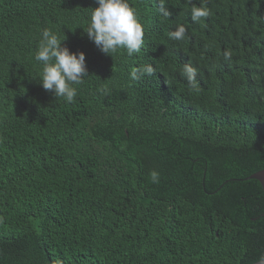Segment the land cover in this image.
<instances>
[{"label": "trees", "instance_id": "trees-1", "mask_svg": "<svg viewBox=\"0 0 264 264\" xmlns=\"http://www.w3.org/2000/svg\"><path fill=\"white\" fill-rule=\"evenodd\" d=\"M128 3L144 42L111 56L96 0H0V264L264 259V0ZM45 29L86 54L72 103L38 82Z\"/></svg>", "mask_w": 264, "mask_h": 264}, {"label": "clouds", "instance_id": "clouds-1", "mask_svg": "<svg viewBox=\"0 0 264 264\" xmlns=\"http://www.w3.org/2000/svg\"><path fill=\"white\" fill-rule=\"evenodd\" d=\"M98 7L92 8L87 26L84 31L87 37L104 54L113 56L119 50H126L129 56L139 53L144 42V29L134 8L128 0H96ZM191 19L199 22L201 18L209 15L204 7H192ZM165 14H167L165 12ZM186 29L177 25L174 31L168 33L171 40H182ZM61 39L55 32L45 29L40 36L35 60L40 62L41 68L38 82L42 88L52 93L57 99L62 98L67 103H72L77 95L75 85L82 83L88 76L86 54L71 51L62 45ZM225 60L230 54L225 52ZM153 67L144 66L131 73L133 79L139 74H153ZM181 75L190 85H195L196 72L190 65H185ZM152 182L159 181V174L153 170L150 173Z\"/></svg>", "mask_w": 264, "mask_h": 264}, {"label": "water", "instance_id": "water-1", "mask_svg": "<svg viewBox=\"0 0 264 264\" xmlns=\"http://www.w3.org/2000/svg\"><path fill=\"white\" fill-rule=\"evenodd\" d=\"M248 178L258 179L262 183L263 188H264V169H261L255 173L251 174L250 176H248ZM251 264H264V259L258 260L256 262L251 263Z\"/></svg>", "mask_w": 264, "mask_h": 264}]
</instances>
